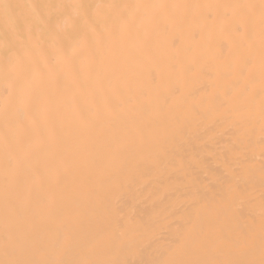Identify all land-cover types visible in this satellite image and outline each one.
I'll list each match as a JSON object with an SVG mask.
<instances>
[{"label": "bare ground", "instance_id": "obj_1", "mask_svg": "<svg viewBox=\"0 0 264 264\" xmlns=\"http://www.w3.org/2000/svg\"><path fill=\"white\" fill-rule=\"evenodd\" d=\"M0 264H264V0H0Z\"/></svg>", "mask_w": 264, "mask_h": 264}]
</instances>
